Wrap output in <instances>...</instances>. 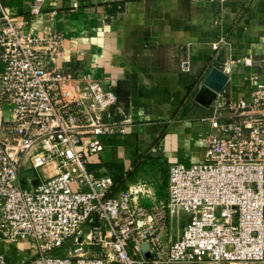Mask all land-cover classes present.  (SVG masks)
<instances>
[{
    "label": "built area",
    "instance_id": "1",
    "mask_svg": "<svg viewBox=\"0 0 264 264\" xmlns=\"http://www.w3.org/2000/svg\"><path fill=\"white\" fill-rule=\"evenodd\" d=\"M62 42L0 15V88L11 114L0 138V245L31 239L25 264H264V84L236 102L219 93L203 162L170 164L166 200L134 205L128 189L87 170L131 120L113 118L114 91L49 70ZM179 212L187 221L173 237ZM0 264H9L1 253Z\"/></svg>",
    "mask_w": 264,
    "mask_h": 264
},
{
    "label": "crops",
    "instance_id": "2",
    "mask_svg": "<svg viewBox=\"0 0 264 264\" xmlns=\"http://www.w3.org/2000/svg\"><path fill=\"white\" fill-rule=\"evenodd\" d=\"M37 4L39 12L31 13ZM2 12L34 36H62L51 72L75 81L86 76L114 91L113 118H129L131 126L107 140L87 170L111 177L114 190L128 189L134 205L166 200L170 164L203 162L213 109L194 95L212 68L228 75L220 94L233 102L264 84V0H0ZM243 58L254 65L245 66ZM10 121L0 88V138ZM178 217L173 236L186 223ZM35 250L29 238L0 245L9 264H25Z\"/></svg>",
    "mask_w": 264,
    "mask_h": 264
},
{
    "label": "water",
    "instance_id": "3",
    "mask_svg": "<svg viewBox=\"0 0 264 264\" xmlns=\"http://www.w3.org/2000/svg\"><path fill=\"white\" fill-rule=\"evenodd\" d=\"M228 81L229 77L227 74L216 67L212 68L194 95V101L204 108L211 107L217 95L223 91ZM27 176L32 179V185H37L38 181L33 171H29ZM142 249H147V245H143ZM146 256L148 257V254Z\"/></svg>",
    "mask_w": 264,
    "mask_h": 264
},
{
    "label": "rangeland",
    "instance_id": "4",
    "mask_svg": "<svg viewBox=\"0 0 264 264\" xmlns=\"http://www.w3.org/2000/svg\"><path fill=\"white\" fill-rule=\"evenodd\" d=\"M179 215H181L182 217H186V215L185 214H183L182 212H179L178 214H176V215H174V217L172 218V223H171V229L173 228V227H176L178 224H177V222H179L178 221V219H179ZM178 218V219H177ZM181 218V217H180ZM186 221H187V218H186ZM173 236V235H172ZM173 237H175V236H173Z\"/></svg>",
    "mask_w": 264,
    "mask_h": 264
}]
</instances>
